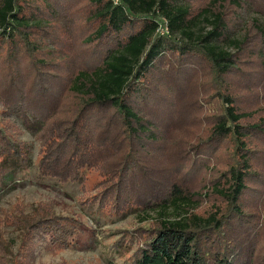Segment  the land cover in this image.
<instances>
[{
  "label": "trees",
  "instance_id": "trees-1",
  "mask_svg": "<svg viewBox=\"0 0 264 264\" xmlns=\"http://www.w3.org/2000/svg\"><path fill=\"white\" fill-rule=\"evenodd\" d=\"M38 1L0 0V103L5 115L16 114L36 130L37 178L65 186L85 185L95 176L99 190L87 197L90 206L107 216L137 213L141 223L151 224L129 233L137 240L134 253L116 252L129 256L130 264H264V239L258 240L259 226L245 229L244 205L250 186L264 179L255 170V156L264 150V114L239 97L251 89L254 94V86L231 89L233 78L249 79L243 53L255 49L264 63V11L263 22L246 24L254 34L240 37L234 34L239 16L220 6L228 0H210L197 10L189 0H90L88 22L95 29L88 44L95 47L83 57L71 55L64 72L40 59L47 50L42 42L53 39L56 11L49 0ZM62 1L52 0L57 6ZM230 2L240 7L238 0ZM164 25L168 34L161 35ZM53 72L58 75L46 79ZM204 78L207 87L185 94ZM208 114L199 134L174 139L179 119L192 123ZM5 127L0 120V189L34 164L29 143ZM220 150L228 162L213 172L206 193L220 204L205 211L207 195L189 177L205 171ZM258 215L249 219L263 220L264 227V213ZM3 216L0 258L13 264L27 262L16 261L7 225L24 234L25 258H31L37 231L59 249L86 232L48 204L29 214L16 206Z\"/></svg>",
  "mask_w": 264,
  "mask_h": 264
},
{
  "label": "rangeland",
  "instance_id": "rangeland-1",
  "mask_svg": "<svg viewBox=\"0 0 264 264\" xmlns=\"http://www.w3.org/2000/svg\"><path fill=\"white\" fill-rule=\"evenodd\" d=\"M90 0H65L62 1L60 6H57L59 2H52L51 5L55 7V15L53 18L52 26L49 32L53 36V39H45L42 42L43 48L47 49L44 59L48 67L50 64L61 66L64 72L68 69L71 55L83 57L87 55L92 48V44H88V40L92 37L91 30L95 29L93 24L90 26L89 17L90 12L88 10ZM194 9H200L206 7L210 0H189ZM240 7L232 5L230 0L220 3L221 7H225L223 11L228 15L239 16V19L235 22L234 34L236 36L243 37L245 34H254L253 31L246 29V24L254 19H259L263 22V16L260 11H264V0H238ZM43 5L44 0L38 1ZM45 9V8H44ZM46 10V9H45ZM50 10L47 8V11ZM90 13V14H89ZM92 15V14H91ZM257 44L255 38H252L251 45ZM95 47V46H94ZM93 47V48H94ZM252 49V48H251ZM247 50L240 58L242 59L243 69L248 71L249 79L241 80L235 77L231 82L236 83L231 89H248L246 85L254 86L256 90L254 94L251 93L252 89L247 94H240L243 102L252 106L258 104L255 112L264 114V63L259 57H257L253 50ZM28 61H25L23 65H27ZM57 70V68H54ZM31 72L28 70L27 73ZM57 76L58 72L46 74V79H50L49 75ZM50 80L48 83H50ZM209 80L204 78L193 83L192 86L186 90L185 94L191 91L198 93L199 90L207 87ZM243 81V82H242ZM249 81V82H247ZM246 84V85H244ZM1 101V98H0ZM209 106V105H208ZM207 109V108H206ZM5 109L0 103V120L4 125H8V133L13 134L14 137L21 142L29 143L32 150L33 167L23 178H18L15 182H9L4 188L0 189V219L6 218L3 216L8 213L13 207L20 206L24 213L29 214L35 208L45 205H49L53 208V212L60 217H70L78 220L79 223L85 229V236L80 238L77 242L71 243L70 247L66 249H59L53 247L51 244V237L44 235L41 231H37L34 235L35 246L29 247L31 251V258H25L26 249L28 245L22 246L24 234L18 225H7L5 227V238L11 245V251L14 256L16 255L17 262H24L27 264H130L131 260L129 256L126 258H120L117 254L119 250L130 249L132 254L136 251L137 240L129 238L132 236L129 234L131 231L141 227H151V224H144L140 222L141 217H138L137 213H129L127 215L107 216L105 212L99 211L95 205L90 206V203L86 201L87 197L92 196L99 189L97 183L99 178H91L85 185L81 182L67 184L65 186L59 185L54 181L40 180L36 176V165L38 162V153L40 144L36 140V130L25 128L22 119L16 114H10V116L4 114ZM209 115H206V119L198 118L187 122L186 119H179L178 127L174 130V139H188L193 134H199V130L205 128L204 124L208 125ZM5 127V128H8ZM199 132V133H198ZM220 156L214 159L205 171L192 172L189 177V182L193 183L195 189L200 190V193L206 194L209 183L215 178L214 173L218 169L220 171L224 169V165L228 162V157L225 156V152L220 150ZM150 158V157H148ZM257 166L255 170L264 175V150L259 151L255 156ZM250 193L245 197L244 202L249 218L259 217L258 214L264 213V179L257 181L250 186ZM207 199L203 200V209L206 211L211 209V205L220 204L219 199L216 196H212V193L206 194ZM247 218V217H245ZM247 218L249 224H245V229L252 228L250 225L259 226L257 232L259 239H264V227L262 222L255 219L250 220ZM248 237L250 235L248 234ZM257 240V241H258ZM22 246V248H21ZM120 247V248H119ZM130 255V254H128ZM10 259V258H9ZM9 259L0 258V264H11ZM129 259V260H128ZM13 264V263H12Z\"/></svg>",
  "mask_w": 264,
  "mask_h": 264
},
{
  "label": "built area",
  "instance_id": "built-area-1",
  "mask_svg": "<svg viewBox=\"0 0 264 264\" xmlns=\"http://www.w3.org/2000/svg\"><path fill=\"white\" fill-rule=\"evenodd\" d=\"M160 34H161V35H166V34H168V28H167L166 25H164V26H162V27L160 28Z\"/></svg>",
  "mask_w": 264,
  "mask_h": 264
}]
</instances>
